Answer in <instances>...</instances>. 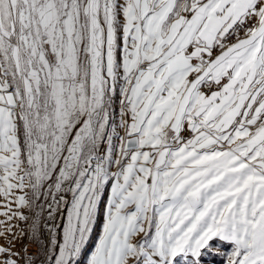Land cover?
<instances>
[{
  "label": "snow or ice",
  "instance_id": "6c2138e0",
  "mask_svg": "<svg viewBox=\"0 0 264 264\" xmlns=\"http://www.w3.org/2000/svg\"><path fill=\"white\" fill-rule=\"evenodd\" d=\"M264 264V0H0V264Z\"/></svg>",
  "mask_w": 264,
  "mask_h": 264
},
{
  "label": "rangeland",
  "instance_id": "374dc122",
  "mask_svg": "<svg viewBox=\"0 0 264 264\" xmlns=\"http://www.w3.org/2000/svg\"><path fill=\"white\" fill-rule=\"evenodd\" d=\"M216 264H219V260L216 261Z\"/></svg>",
  "mask_w": 264,
  "mask_h": 264
}]
</instances>
